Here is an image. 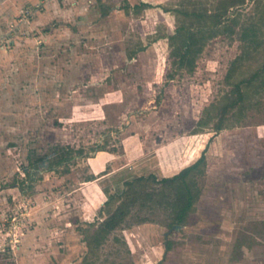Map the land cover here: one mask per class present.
<instances>
[{"label":"rangeland","instance_id":"rangeland-1","mask_svg":"<svg viewBox=\"0 0 264 264\" xmlns=\"http://www.w3.org/2000/svg\"><path fill=\"white\" fill-rule=\"evenodd\" d=\"M219 1L229 3L0 0V264H264V0L214 17ZM216 29L192 63H175L176 44ZM255 30L259 48L247 36ZM258 70L221 131L214 112L198 125ZM62 146L76 152L56 164L50 152ZM205 149L202 194L184 225L136 205L90 242L108 194L173 176ZM32 152L44 160L30 177Z\"/></svg>","mask_w":264,"mask_h":264},{"label":"trees","instance_id":"trees-1","mask_svg":"<svg viewBox=\"0 0 264 264\" xmlns=\"http://www.w3.org/2000/svg\"><path fill=\"white\" fill-rule=\"evenodd\" d=\"M237 2H240V0H229V3L219 1L215 7L217 12H214L212 16L219 17L227 13L228 9ZM147 6V3H142L136 5L135 8L140 9L141 7ZM183 13L189 14L186 11H183ZM212 31V34L207 36L205 31H201L200 36L197 38L194 37L195 43L192 46L193 48L184 47L188 46V42L185 41L186 39H184V46L176 44L174 47V54L176 57H179V60L175 61V63L181 68L191 62V54L199 53L202 49L203 40L208 36L211 37L215 35L219 32V29ZM247 36L253 43H256V48L261 46L257 30H255L253 34ZM242 59L243 55L237 57L233 62V66L237 67ZM261 70L264 71V66ZM260 72V70L256 71L249 80L241 79L235 82L230 93L226 94L220 102L213 103L205 110L206 116L200 119L198 125L201 127H208V125H210V118L215 116L217 120L211 127L214 128L216 132L221 131L224 128V121L228 115L246 100L247 96L244 91V85L256 81ZM173 75L174 73L172 72L170 76L173 77ZM232 76V70H230L227 77L231 78ZM211 112L215 114L211 116ZM208 114L210 118H208ZM58 150L59 151H57V148L51 149L50 152V156H54L56 164H61L66 156H71L76 152L75 148L70 146H62ZM99 150H105V148L100 147ZM206 151L205 149L194 163L186 166L173 176L162 178H158L155 174L139 176L135 179L126 181L125 188L121 192L108 194V200L105 202V206H109V213L107 217L99 223L95 235L90 242L101 244L107 235L111 234L125 223L132 208L136 205H140L141 207H164L171 212L172 227L184 225L188 221L190 214L194 211L202 194L200 179L207 173L208 162ZM43 160L44 156L38 155L36 152L30 153L28 156V165L24 167L25 173L30 177L37 174L40 171ZM113 203H118L115 209H111Z\"/></svg>","mask_w":264,"mask_h":264},{"label":"water","instance_id":"water-1","mask_svg":"<svg viewBox=\"0 0 264 264\" xmlns=\"http://www.w3.org/2000/svg\"><path fill=\"white\" fill-rule=\"evenodd\" d=\"M179 227H180L179 225L176 226V228H179Z\"/></svg>","mask_w":264,"mask_h":264}]
</instances>
